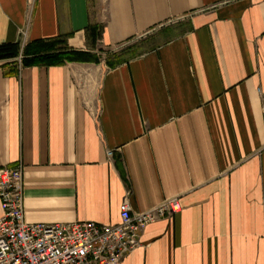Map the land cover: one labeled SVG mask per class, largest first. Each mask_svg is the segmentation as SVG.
<instances>
[{"label": "crops", "instance_id": "0c3cea01", "mask_svg": "<svg viewBox=\"0 0 264 264\" xmlns=\"http://www.w3.org/2000/svg\"><path fill=\"white\" fill-rule=\"evenodd\" d=\"M59 39L89 59L0 61L25 222L175 199L120 264H264V0H0V45Z\"/></svg>", "mask_w": 264, "mask_h": 264}, {"label": "built area", "instance_id": "2783aa9c", "mask_svg": "<svg viewBox=\"0 0 264 264\" xmlns=\"http://www.w3.org/2000/svg\"><path fill=\"white\" fill-rule=\"evenodd\" d=\"M23 187L22 165L0 168V264H120L140 247L146 226L180 212L178 201L171 199L133 213L126 198L115 225L29 224L24 220Z\"/></svg>", "mask_w": 264, "mask_h": 264}, {"label": "trees", "instance_id": "16d2710c", "mask_svg": "<svg viewBox=\"0 0 264 264\" xmlns=\"http://www.w3.org/2000/svg\"><path fill=\"white\" fill-rule=\"evenodd\" d=\"M20 53L18 44L0 45V61L16 58ZM88 53L78 52L68 47L65 39L34 41L21 51V65L59 66L66 62L89 59Z\"/></svg>", "mask_w": 264, "mask_h": 264}, {"label": "rangeland", "instance_id": "374dc122", "mask_svg": "<svg viewBox=\"0 0 264 264\" xmlns=\"http://www.w3.org/2000/svg\"><path fill=\"white\" fill-rule=\"evenodd\" d=\"M146 38H147V37H146ZM140 40H141V41H140ZM140 40H138V43H137V44H139V42L141 43L142 41H144V40H145V37H144V38H143V37L140 38ZM131 45H132V46H135L136 43H132ZM128 47H131V46L129 45ZM140 51H141V50L138 49V50L134 51L133 53H130L129 55L140 53ZM19 56H21V53H19V55H18L15 59L18 60ZM18 62H19V60H18ZM19 63H21V61H20Z\"/></svg>", "mask_w": 264, "mask_h": 264}]
</instances>
